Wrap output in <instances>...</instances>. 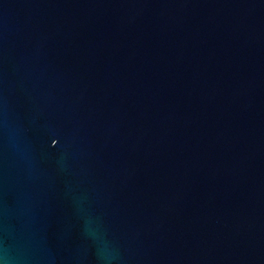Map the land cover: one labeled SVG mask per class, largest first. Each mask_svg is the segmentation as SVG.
Returning a JSON list of instances; mask_svg holds the SVG:
<instances>
[{
  "label": "water",
  "instance_id": "water-1",
  "mask_svg": "<svg viewBox=\"0 0 264 264\" xmlns=\"http://www.w3.org/2000/svg\"><path fill=\"white\" fill-rule=\"evenodd\" d=\"M0 264H264V0H0Z\"/></svg>",
  "mask_w": 264,
  "mask_h": 264
}]
</instances>
